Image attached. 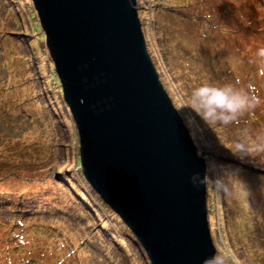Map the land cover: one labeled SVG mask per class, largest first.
Segmentation results:
<instances>
[{"label": "rangeland", "instance_id": "rangeland-1", "mask_svg": "<svg viewBox=\"0 0 264 264\" xmlns=\"http://www.w3.org/2000/svg\"><path fill=\"white\" fill-rule=\"evenodd\" d=\"M29 2L0 0V264H150L129 228L106 215L94 200L99 193L75 175L77 127ZM136 7L159 77L206 159L216 253H230L234 264H264V153L238 159L230 147L255 143L264 131V82L247 64L264 46V0H136ZM203 83H255L261 103L231 124H204L180 110ZM209 169L227 176L231 197L215 191ZM66 176L79 181L73 189ZM81 188L107 219L105 229L75 193Z\"/></svg>", "mask_w": 264, "mask_h": 264}, {"label": "water", "instance_id": "water-1", "mask_svg": "<svg viewBox=\"0 0 264 264\" xmlns=\"http://www.w3.org/2000/svg\"><path fill=\"white\" fill-rule=\"evenodd\" d=\"M77 127L81 170L150 264L216 253L207 163L148 52L136 0H32Z\"/></svg>", "mask_w": 264, "mask_h": 264}, {"label": "clouds", "instance_id": "clouds-1", "mask_svg": "<svg viewBox=\"0 0 264 264\" xmlns=\"http://www.w3.org/2000/svg\"><path fill=\"white\" fill-rule=\"evenodd\" d=\"M247 64L255 70L252 73L254 80L259 79L264 82V46L256 48L254 54L247 58ZM261 87L264 88V83H261ZM260 103L261 99L255 83H248L245 87H236L231 83L219 86L203 83L191 90L189 98L181 104L180 110H187L192 114L193 119L204 124L228 125L245 113L255 110ZM247 131L244 130L245 135ZM230 147L233 155L238 159H245L253 153H264V131L256 135L255 143H249L246 138L238 139ZM208 175L218 194L227 197L233 195L231 182L226 175L214 173L211 169L208 170ZM191 181L194 185L208 182L200 177L199 173L193 174ZM243 194L247 195L246 192ZM234 262L235 257L230 253L217 252L206 258L204 264H234Z\"/></svg>", "mask_w": 264, "mask_h": 264}, {"label": "trees", "instance_id": "trees-1", "mask_svg": "<svg viewBox=\"0 0 264 264\" xmlns=\"http://www.w3.org/2000/svg\"><path fill=\"white\" fill-rule=\"evenodd\" d=\"M30 3V5H29V7H31V8H34V5H33V3H31V2H29ZM28 6H27V8H28V16L30 15L29 14V11H33V9H30ZM34 10H35V8H34ZM27 16V17H28ZM26 18V17H25ZM37 19H38V16H37ZM12 24L13 25H15L16 26V24L15 23H13L12 22ZM40 31H41V33L44 35V32H43V30H42V27H41V25H40ZM23 30H25V29H23ZM20 31H22V29L20 30ZM44 39H45V35H44ZM45 46H46V44H45ZM46 48H47V46H46ZM45 47H44V49H46ZM55 75H56V72H55ZM176 89V88H175ZM174 89V90H175ZM176 91V93H177V98L178 97H180L181 95H180V92L179 91H177V90H175ZM181 94H182V92H181ZM183 95V94H182ZM179 100H181L180 98H178ZM187 114L189 115V112H187ZM71 158H74L73 157V155L71 154ZM75 164L77 165V168H80L81 169V160H80V156H79V154H78V156L77 157H75ZM74 174H75V172H74ZM75 175H79L80 176V181H81V183H83V184H87V181L83 178L84 177V175H83V172H82V170H81V173L79 172V173H77V174H75ZM65 180L68 182V185H69V187L70 188H72V187H74L73 186V184L75 185H77V183L79 182L77 179H75V178H71V177H69V176H66L65 177ZM90 184V183H89ZM88 185V184H87ZM89 186H91V184L89 185ZM92 187V186H91ZM73 189V188H72ZM77 190V192H75V193H77L78 195H79V197L81 198V199H83V201H84V203H86V205H88V208L94 213V217L96 218V219H98L99 220V224L100 225H102V228H106V226L108 225L109 226V224L107 223V219L106 218H104L103 216L104 215H102V213L100 212V210L96 207V205H95V203H94V201L91 199V198H89L88 196H86L85 195V193L83 192V188H81V189H76ZM99 198L101 197V196H98ZM94 200L97 202V204H98V206L99 205H101V207H103L104 209H106V215H108V216H111V218H114V219H116L117 221H120V222H122L123 224H124V222L122 221V219H121V217L114 211H112L110 208H107L108 206H107V203L102 199V198H100V200H96V198L94 197ZM86 201V202H85ZM85 216V215H84ZM61 216H56V215H54V219L55 220H53V221H56L58 224L61 222V221H58L59 220V218H60ZM88 219H89V221H91V216H86ZM87 219V220H88ZM47 220H48V222H47V227L49 226L50 228H52L51 229V232H53V226L51 225V218L50 219H48L47 218ZM239 221V220H238ZM38 223H40V222H38ZM41 224V223H40ZM35 225H37V224H35ZM34 224H33V226L34 227H32V229H35L36 230V226H35ZM126 225V224H125ZM127 226V225H126ZM128 227V226H127ZM59 230H63L62 232H64L65 230H66V227H64V228H62V229H59ZM130 230V229H129ZM37 231V230H36ZM109 234L110 235H112V236H115V237H117L119 240H122V241H124V239H123V237L122 236H119V235H115L114 234V232H112V231H109ZM63 235H64V233H63Z\"/></svg>", "mask_w": 264, "mask_h": 264}, {"label": "bare ground", "instance_id": "bare-ground-1", "mask_svg": "<svg viewBox=\"0 0 264 264\" xmlns=\"http://www.w3.org/2000/svg\"><path fill=\"white\" fill-rule=\"evenodd\" d=\"M178 57V56H177ZM236 85V84H235ZM257 249V248H256ZM263 251V250H262ZM260 253V252H259ZM262 254V253H261ZM256 255V254H255ZM260 255V254H259ZM257 256V255H256ZM254 258V257H253ZM258 259V258H257ZM259 260V259H258Z\"/></svg>", "mask_w": 264, "mask_h": 264}]
</instances>
